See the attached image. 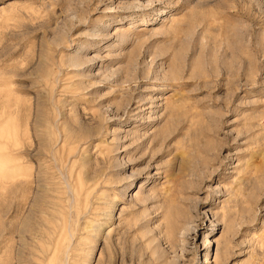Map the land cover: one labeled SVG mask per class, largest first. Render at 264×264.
<instances>
[{"label": "rangeland", "instance_id": "obj_1", "mask_svg": "<svg viewBox=\"0 0 264 264\" xmlns=\"http://www.w3.org/2000/svg\"><path fill=\"white\" fill-rule=\"evenodd\" d=\"M206 263L264 264V0H0V264Z\"/></svg>", "mask_w": 264, "mask_h": 264}, {"label": "bare ground", "instance_id": "obj_2", "mask_svg": "<svg viewBox=\"0 0 264 264\" xmlns=\"http://www.w3.org/2000/svg\"><path fill=\"white\" fill-rule=\"evenodd\" d=\"M211 220H212V218H211ZM211 225H215V222L212 220V223H211ZM206 238H207V241H206V245H205V249H207L208 247H209V244H210V238L208 237V236H206ZM208 254H205V256H207ZM207 259H209L208 258V256H207ZM209 261V260H208ZM206 262V261H205ZM207 264V263H206Z\"/></svg>", "mask_w": 264, "mask_h": 264}]
</instances>
